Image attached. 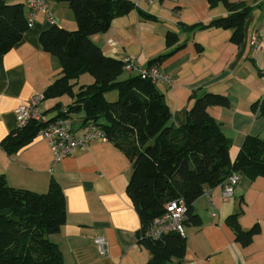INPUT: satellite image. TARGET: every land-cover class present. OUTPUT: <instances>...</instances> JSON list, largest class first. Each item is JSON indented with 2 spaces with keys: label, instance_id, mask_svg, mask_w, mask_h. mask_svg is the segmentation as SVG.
<instances>
[{
  "label": "crops",
  "instance_id": "crops-1",
  "mask_svg": "<svg viewBox=\"0 0 264 264\" xmlns=\"http://www.w3.org/2000/svg\"><path fill=\"white\" fill-rule=\"evenodd\" d=\"M21 1L4 0L9 4ZM128 1L134 7L113 17L104 32L92 34L90 39L103 54L133 58L139 66H148L155 56L178 47L152 62L173 78L171 83L155 82L173 125L185 122L192 93L200 96L212 92L229 99L227 107L211 106L208 112L231 140V161L246 135L264 138V117L250 108L264 94V0H230L253 8L237 45L230 41L228 29L190 31L180 26L225 16L222 4L211 7L207 0ZM47 3L49 14L37 13L21 39L0 54V140L17 127V105L33 94L43 93L61 73L58 59L41 48L39 34L52 22L70 31L77 28L66 1ZM167 32L177 36V42L169 47L165 42ZM85 74L88 76L81 81ZM90 82L92 77L83 73L76 79L74 89ZM111 92L113 100L116 94ZM71 101L68 95L43 99L41 112L45 120L56 115L55 105L61 109ZM130 173L129 158L107 139L95 140L57 161H53L47 140L36 135L11 155L0 149V175L8 185L37 193L46 191L51 180L61 187L65 222L59 232L50 235V240L57 245L63 264H146L150 254L137 241L139 218L126 193ZM193 208L200 224L184 225L181 264H264V177L249 180L239 175L235 193L226 201L221 196V184L206 189L193 202ZM235 212L242 229L253 225L259 228L245 246L235 240L225 221ZM98 236L105 242L103 253L94 242Z\"/></svg>",
  "mask_w": 264,
  "mask_h": 264
},
{
  "label": "trees",
  "instance_id": "trees-1",
  "mask_svg": "<svg viewBox=\"0 0 264 264\" xmlns=\"http://www.w3.org/2000/svg\"><path fill=\"white\" fill-rule=\"evenodd\" d=\"M77 23L67 30L52 22L39 34L41 48L55 56L61 73L42 93L44 99L68 95L72 101L64 108L55 105V116L44 121H30L16 127L0 140L7 155L27 145L47 123L69 116L73 123H96L107 140L121 149L131 162L126 193L138 215L137 241L150 254L146 264H181L185 239L170 232L158 238L148 236L152 220L161 215L165 204L182 200L185 204L183 224H200L193 202L206 189L223 183L237 172L249 180L264 177V138L246 135L233 161L229 158L231 140L209 114L211 106L227 107V96L204 92L191 94L185 122L173 125L162 93L149 78L124 69L123 59L102 53L90 36L104 32L111 19L125 14L134 5L128 0H64ZM209 6L222 4L227 13L207 22L180 26L193 31L210 27L231 31L230 41L243 39V24L253 10L242 1L207 0ZM146 19L151 15L142 14ZM28 28L22 3L0 0V54L13 47ZM166 46L177 42L175 33L167 32ZM175 49H178L176 47ZM166 51L151 59L158 62L174 52ZM149 62L148 66L151 65ZM153 64V63H152ZM127 73H126V72ZM83 73L92 82L74 89ZM114 91L116 97L106 99ZM264 117V96L250 105ZM74 114H81L80 117ZM238 213L228 215L226 224L235 240L247 245L258 226L242 229ZM65 197L58 183L49 181L46 191L33 192L12 187L0 175V264H63L61 253L50 235L59 232L65 222Z\"/></svg>",
  "mask_w": 264,
  "mask_h": 264
},
{
  "label": "built area",
  "instance_id": "built-area-1",
  "mask_svg": "<svg viewBox=\"0 0 264 264\" xmlns=\"http://www.w3.org/2000/svg\"><path fill=\"white\" fill-rule=\"evenodd\" d=\"M21 3L26 10L28 27L33 25L37 13L49 14L47 0H22ZM123 61L125 70L129 72L133 71L142 78H149L152 82L164 81L171 83L173 81L170 74L160 71L156 65L141 67L135 62V59L129 57H125ZM43 99L42 93H36L17 105L14 111L17 127L25 126L32 120H45L41 112V102ZM36 136L47 140L53 152V161L69 156L75 149L84 148L95 140L106 139L104 133L96 123L88 120L85 122L79 121L75 125L70 115L47 123L37 131ZM238 180L239 174L237 172H232L226 177L221 184V196L223 200L226 201L234 195ZM164 207V212L152 220L147 230L148 236L158 238L164 234L174 232L180 237L185 238L183 220L185 219L186 207L183 201L171 200ZM94 242L100 252L103 253L105 251L104 239L98 236L94 239Z\"/></svg>",
  "mask_w": 264,
  "mask_h": 264
},
{
  "label": "rangeland",
  "instance_id": "rangeland-1",
  "mask_svg": "<svg viewBox=\"0 0 264 264\" xmlns=\"http://www.w3.org/2000/svg\"><path fill=\"white\" fill-rule=\"evenodd\" d=\"M143 67H145V66H143ZM84 76H85V77H80V80H81V81L84 80V78H86L88 75L85 74ZM111 95H113V92H111L110 95H107V96H106V99H111V97H112ZM78 117H79V116H78ZM73 124H75V123H73Z\"/></svg>",
  "mask_w": 264,
  "mask_h": 264
},
{
  "label": "bare ground",
  "instance_id": "bare-ground-1",
  "mask_svg": "<svg viewBox=\"0 0 264 264\" xmlns=\"http://www.w3.org/2000/svg\"><path fill=\"white\" fill-rule=\"evenodd\" d=\"M124 59V58H123ZM151 65H155V64H151ZM150 66V65H149ZM157 66V65H156ZM141 67H143V66H141ZM145 67H148V66H145ZM158 68V67H157ZM159 69V68H158ZM127 71V70H126ZM129 72V71H128ZM132 72V71H131ZM156 82H158V81H156ZM164 82V81H163ZM155 83V82H154ZM35 137V136H34Z\"/></svg>",
  "mask_w": 264,
  "mask_h": 264
}]
</instances>
